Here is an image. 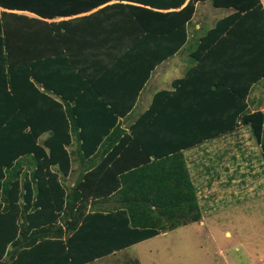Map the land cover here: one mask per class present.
I'll return each instance as SVG.
<instances>
[{
    "label": "trees",
    "instance_id": "trees-1",
    "mask_svg": "<svg viewBox=\"0 0 264 264\" xmlns=\"http://www.w3.org/2000/svg\"><path fill=\"white\" fill-rule=\"evenodd\" d=\"M203 1L0 0V264H86L200 221L184 151L242 124L264 157L262 0H211L232 13L122 128Z\"/></svg>",
    "mask_w": 264,
    "mask_h": 264
},
{
    "label": "rangeland",
    "instance_id": "rangeland-1",
    "mask_svg": "<svg viewBox=\"0 0 264 264\" xmlns=\"http://www.w3.org/2000/svg\"><path fill=\"white\" fill-rule=\"evenodd\" d=\"M226 12L211 0L200 2L188 42L165 63L163 72L171 71L173 61L191 59L189 53L199 37ZM196 21L204 27L197 30ZM152 81L143 89L131 120L151 99L156 83ZM164 85L159 82L156 87ZM259 92L264 93V80ZM253 142H249L253 149L248 160L240 157L234 142L225 144V150L219 153L218 141L189 150L188 164L198 188L202 219L140 242L131 254L141 264H264V159L258 158L259 150Z\"/></svg>",
    "mask_w": 264,
    "mask_h": 264
},
{
    "label": "crops",
    "instance_id": "crops-1",
    "mask_svg": "<svg viewBox=\"0 0 264 264\" xmlns=\"http://www.w3.org/2000/svg\"><path fill=\"white\" fill-rule=\"evenodd\" d=\"M263 2V0H262ZM200 2L197 3V7L199 5ZM216 8H219V7H216ZM226 9V13L223 14L222 16L218 17L217 19H215L214 23L211 25V27H213L215 25V23L217 22V20L221 17H224L226 15H229L230 13H232L233 9L231 8H224ZM4 8L2 6H0V16L3 12ZM202 27H204V25L202 24L201 21H196V24H195V28L198 30V29H201ZM209 27V28H211ZM196 30V31H197ZM207 30V29H206ZM191 35V34H190ZM190 38V37H189ZM198 42V40H197ZM197 42H196V45H197ZM195 45V46H196ZM194 46V48H195ZM184 48V47H183ZM193 48V49H194ZM192 49V50H193ZM192 50L190 51V55H191V52ZM180 52V51H179ZM178 52V53H179ZM177 53V54H178ZM175 56V55H174ZM173 56V57H174ZM171 57V58H173ZM191 59H188L187 62H180V61H176V62H172V69L170 72L168 71H164V69L166 68L165 67V63L167 61H169L171 58H169L168 60H166L165 62H163L161 65H159L157 67V69L153 72L151 78L148 80V82L146 83L145 87H144V90L147 89L151 84H152V80H155L156 83L152 86V94L150 95L151 99H148V101H146V103L144 104V108L141 110V113L143 111H145L151 104L152 102V99H153V96L155 94V92H157L158 90L160 89H172V83L174 82V80L176 79H179V78H183L187 71L193 66L195 65L196 61L195 59L192 57V55L190 56ZM227 78H230V76L227 74L226 75ZM204 76L202 75L201 76V79H195L196 81L199 82L200 85L204 84V81L205 80H202ZM223 76H221L222 78ZM234 78V77H233ZM264 78L259 81V82H256L252 88H251V92L248 96V106H249V109L253 112V111H256V110H263L264 111V93L263 92H259V86L260 84L263 82ZM159 82H164L165 85L167 83V85L165 86H162V87H156L158 85ZM155 87V88H154ZM198 88L194 87L193 88V93L197 90ZM259 92V93H258ZM143 94V90L141 92V95ZM149 102V104H148ZM137 105V104H136ZM136 107V106H135ZM135 109V108H134ZM134 109L132 110V112L134 111ZM131 112V113H132ZM131 113L129 114L128 117H125V118H122V128H125L126 130H129V126L130 124L133 123L134 119L139 115H136V117H134L132 120H131ZM140 113V114H141ZM76 137V136H75ZM229 140H226L228 139ZM77 139L74 138V142L75 144H77ZM218 141L220 143V146L218 148V153L221 152V150H225V144L227 143H233L236 144L238 146V149L240 151V157L244 160H248L252 154V150L253 147L249 145V142H255L256 145H257V148L259 150V159H260V156L264 159L263 155H262V152H261V147L260 145L256 142L253 134H252V131H251V128L249 125H240L236 130L232 131V132H228V133H225V134H221L219 136H216L215 138H212L210 140H207L205 141L204 143H202L201 145L203 144H206V143H214ZM253 142V143H254ZM201 145H198L196 147H192L188 150H185V156H186V159H187V163H188V156H187V152L189 150H194V149H197L199 148ZM225 145V146H224ZM101 158L103 157V155L100 156ZM100 157H98L100 159ZM234 157V156H233ZM261 158V159H262ZM263 159L261 161H263ZM264 163V162H262ZM79 162H75L74 164V168H75V174L71 176V181H70V184L71 186L74 185L75 181L77 180L76 177L79 175L78 174V170H80V167H79ZM189 166V164H188ZM190 168V167H189ZM191 172V170H190ZM245 173V172H244ZM192 175V174H191ZM194 181V180H193ZM195 183V182H194ZM196 185V184H195ZM197 187V186H196ZM197 192H198V188H197ZM199 196V195H198ZM200 202V200H199ZM100 206H107V203H102L101 205L100 204H97L96 205V208H100ZM104 208V207H103ZM198 222V221H197ZM193 223V222H192ZM190 223V224H192ZM228 234H230L231 232L230 231H227ZM163 234V233H162ZM161 235V234H160ZM159 236V235H158ZM157 237V236H156ZM151 239V238H150ZM143 242V241H142ZM140 243H137L131 247H128L126 249H122V250H119V251H116L112 254H109V255H106L104 257H101V258H97L95 259L94 261L92 262H89V263H86V264H135V260H139L140 264H141V260L139 258L136 257V255L134 254V256L132 255L133 252H132V249L138 245ZM132 252V254H131Z\"/></svg>",
    "mask_w": 264,
    "mask_h": 264
}]
</instances>
